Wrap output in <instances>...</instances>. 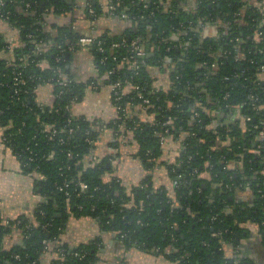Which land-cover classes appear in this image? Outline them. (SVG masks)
Returning <instances> with one entry per match:
<instances>
[{"label":"trees","instance_id":"trees-1","mask_svg":"<svg viewBox=\"0 0 264 264\" xmlns=\"http://www.w3.org/2000/svg\"><path fill=\"white\" fill-rule=\"evenodd\" d=\"M84 1L106 22L97 26L76 0H0L1 142L40 197L28 217L7 219L0 211V264H99L102 237L76 246L63 241L71 218L95 221L125 252L172 264H255L244 257L242 242L254 223L264 249V0H118L113 15L106 0ZM209 26L218 34L203 38ZM4 27L17 46L10 48ZM87 29L93 44L82 48ZM134 40L145 50L144 63L134 56L136 70L119 68L113 57L131 54ZM82 49L98 76L114 68L109 81L120 77L127 87L125 111L106 125L113 132L107 145L118 149L132 135L134 156L148 173L135 186L117 175L113 155L92 163L104 131L73 112L97 85L96 77L82 82L71 71L72 56ZM162 73L166 88L156 83ZM40 90L51 104L40 100ZM214 110L236 119L211 128ZM69 128L73 133L60 132ZM166 130V142L179 140L173 160L160 162L177 182L172 189L155 185L149 174L163 155L159 139ZM14 233L18 241L5 247Z\"/></svg>","mask_w":264,"mask_h":264},{"label":"crops","instance_id":"crops-1","mask_svg":"<svg viewBox=\"0 0 264 264\" xmlns=\"http://www.w3.org/2000/svg\"><path fill=\"white\" fill-rule=\"evenodd\" d=\"M103 21L104 20L97 21V26L106 22ZM97 26H95V29ZM0 27H3V25L0 24ZM4 30L7 33L6 40L10 43L11 48L17 46L13 38L14 34L8 30V27H4ZM85 32L90 34L88 29L85 30ZM214 33L215 30L212 29L211 35L215 37ZM8 57L9 60H13L12 54H9ZM70 64L72 73L82 82L97 77L93 61L86 49H82L75 53L72 56ZM167 76V73L158 75L157 85H162L166 88ZM39 98L47 104H51L52 102V98L47 90H40ZM135 111L140 112L137 107ZM73 112L76 115L83 116L88 121H97L96 123L99 124L103 130L105 129L93 151L92 163L100 161V159L106 155H112L115 149L108 147L107 140L111 139L113 132L110 131V129L106 130V125L118 119V114L111 101L108 88L104 86L98 89L88 87L85 90L82 101L74 107ZM210 114L212 118L210 123L211 128L217 126L220 122L232 124L236 119V116L226 117L222 112L215 110L211 111ZM138 115L143 119H147V116L142 113ZM121 139L119 144V146H121L117 149V154L119 155L115 161H112V165L117 169V175L122 176L124 180L128 181L129 187L135 186L143 175L148 173L143 170L141 162L134 156L138 148L132 135L128 134ZM178 144L179 140L167 141L163 149V155L149 172L155 185H164L167 186L168 189H172L168 172L165 166L160 164V162L173 160L177 154ZM234 164L235 163H231L230 166L233 168L235 166ZM32 179L30 174L23 173L16 157L2 144L0 130V211L4 218L15 219L19 216L28 217L31 215L36 203L40 200V197L33 191ZM246 197L247 196L240 194L241 200ZM246 227L248 231H250L251 236L242 242L243 255L252 260L255 264H264L262 261L264 258V249L257 243V238L260 237L258 227L254 223H249ZM99 237L103 239V248L100 251L99 264H172L160 255L143 253L136 249H130L127 252L123 249H119L118 242L110 235L101 233L97 223L90 219L78 220L71 218L62 236L64 242L73 246L87 243ZM16 241H18V235L14 233L4 239L3 245L9 247ZM226 253L230 256L232 251L227 250ZM46 255L44 261L50 263L53 254L47 253Z\"/></svg>","mask_w":264,"mask_h":264},{"label":"built area","instance_id":"built-area-1","mask_svg":"<svg viewBox=\"0 0 264 264\" xmlns=\"http://www.w3.org/2000/svg\"><path fill=\"white\" fill-rule=\"evenodd\" d=\"M76 1H79L81 4L83 3V6L86 7L88 9V14L89 16L91 17H97V21L99 20H104V16L103 15H96L94 10L91 9V6L89 5V3L87 1H84V0H76ZM118 0L116 2H114L113 0H106L105 4H104V9L106 11H108L109 15H113L115 13V9H116V4ZM115 3V4H114ZM127 8H124V10H126ZM126 16L123 14L122 15V18H125ZM214 29L215 30V37L217 36V28L214 27V26H209L207 28H205L202 32V37L203 38H213L214 36L211 35V30ZM124 41H122L121 43H113L111 45V48H118L119 46H123L124 45ZM79 46H81L82 48H88L90 46H92L93 44V38L90 36L89 33L83 31L82 32V37L80 38L79 40ZM11 48V47H10ZM72 47L69 48V51H72ZM100 52H103V49H100ZM129 53L131 54H127L123 57H121V59H117L116 57H113V62L117 63V65L119 66V68H123L124 66H135V70L138 68V66H136L135 63H131L132 60H133V57L136 56L137 59H139V62L140 64H143L144 63V56H145V50L138 44L137 40H134L131 42L130 46H129ZM260 54L264 55V51H261L260 50ZM104 61V60H102ZM261 70L264 71V66L261 67ZM97 72V70H96ZM115 73V70L114 68L108 70V72L104 73L103 75L101 76H98V73H97V85L96 84H93L91 86H89L90 88H94V89H98L100 88L102 82L104 81H108V85L105 86L108 88L109 92H110V96H111V101L117 111V114H119L120 112H124L125 111V108L122 107L121 105V99L123 97H125L126 93L128 92L127 90V87L125 86L123 88L122 86V83H121V80H120V77H117V78H114L112 79L111 81H109L111 79V75H113ZM17 83H19V85H23L24 84V81L23 80H18ZM70 83V81H65L63 82V86H67L68 84ZM102 87V86H101ZM135 90H139V86H136L135 87ZM61 94V93H60ZM139 99L144 103V104H148L149 103V100L147 98H145L143 95H139ZM249 120V119H248ZM169 124V121L168 122H165L163 124L164 127H166L167 125ZM103 130V129H102ZM107 130V129H106ZM74 129L73 128H69L68 130H63V131H60L61 133H65V132H68V133H73ZM105 131V129L103 130ZM110 131H112L110 129ZM168 130H166V133L164 136H161L160 139H159V142L161 144H166V135H167V132ZM56 131H53V134H55ZM89 144H91V141H89ZM121 144H122V139H121ZM121 146V145H120ZM93 151V149H92ZM118 151L117 149H115V152L112 154L114 156V161L117 159V154ZM53 156V154H49L48 156V159H51ZM70 156V154L68 155ZM96 164L99 163V161L95 162ZM71 184L70 181H65L63 183V186L62 188L60 189L61 191H64L67 187H69ZM172 186H176L177 182L176 181H173L172 183ZM79 187L81 189H85L86 186L84 184H81L79 183ZM46 242H44L45 244Z\"/></svg>","mask_w":264,"mask_h":264},{"label":"flooded vegetation","instance_id":"flooded-vegetation-1","mask_svg":"<svg viewBox=\"0 0 264 264\" xmlns=\"http://www.w3.org/2000/svg\"><path fill=\"white\" fill-rule=\"evenodd\" d=\"M218 34V33H217Z\"/></svg>","mask_w":264,"mask_h":264}]
</instances>
